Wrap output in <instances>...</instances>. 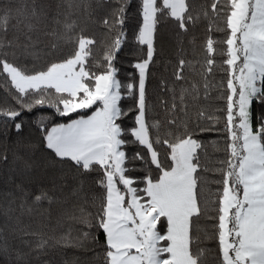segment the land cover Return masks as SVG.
Listing matches in <instances>:
<instances>
[{
	"label": "snow or ice",
	"instance_id": "obj_1",
	"mask_svg": "<svg viewBox=\"0 0 264 264\" xmlns=\"http://www.w3.org/2000/svg\"><path fill=\"white\" fill-rule=\"evenodd\" d=\"M132 2L0 0V264H264V0Z\"/></svg>",
	"mask_w": 264,
	"mask_h": 264
},
{
	"label": "trees",
	"instance_id": "obj_2",
	"mask_svg": "<svg viewBox=\"0 0 264 264\" xmlns=\"http://www.w3.org/2000/svg\"><path fill=\"white\" fill-rule=\"evenodd\" d=\"M136 2L137 0H133L131 8L129 10V14L131 16V19H129L128 21V29H129V35L131 36V31L132 29L135 28V26L137 25V18L135 15V9H136ZM130 53V49L129 48H125L123 50V52L121 53L122 57H123V69H124V74H126L127 72L131 71L129 65H128V60L131 59L132 57L129 55ZM163 70L161 69L160 71L155 72V76L157 78L160 77L161 72ZM3 83V78L0 77V84ZM156 84V80H151L150 81V88H154ZM7 93L5 91V87L0 86V104H3L5 102H7ZM44 111L45 115H49L51 114L54 110L52 109H47V110H42ZM55 120H58L59 122H66L63 118H59L56 117ZM29 134H31V139L35 142L37 140V137L39 136V133L35 131V129H29V128H25L24 130V135L25 136H29ZM211 140H220L221 141V147L222 145V140L223 137H218V136H213L210 138ZM213 152V148L209 147V153L211 154ZM39 155V153H37ZM216 158V157H214ZM218 158H223L222 156L218 157ZM214 246V245H213ZM78 255V253L76 252V250L74 249H69V250H62V251H54L52 253H50V256L52 258V260L54 261V264H63L64 260H71L74 256ZM83 259V257H81Z\"/></svg>",
	"mask_w": 264,
	"mask_h": 264
}]
</instances>
